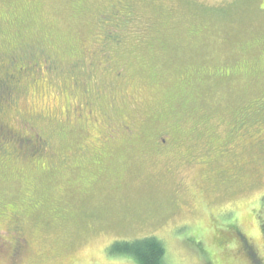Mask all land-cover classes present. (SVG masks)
I'll use <instances>...</instances> for the list:
<instances>
[{"label":"rangeland","instance_id":"374dc122","mask_svg":"<svg viewBox=\"0 0 264 264\" xmlns=\"http://www.w3.org/2000/svg\"><path fill=\"white\" fill-rule=\"evenodd\" d=\"M127 1L119 16L130 12L134 22L121 36L123 49L112 50L128 68L125 82L108 91L103 74L88 83L114 102L125 97L110 113L136 121L145 135L133 147L111 150L106 169L100 162L87 172L40 169L24 155L8 160L11 146L0 139V239L9 240L14 217L25 234L17 257L0 242V264H139L118 253L119 245L149 237L163 244L165 264H249L232 238L226 250L213 245V230L230 236L231 227L264 264V0ZM115 2L0 0V52L40 43L61 66L94 60L97 75L99 16ZM131 38L155 48L135 60L126 49ZM36 78L23 79L16 111L0 117L11 128L30 117L52 140L58 167L61 155L75 154L86 139L75 117L88 116L94 104L88 107L65 75L40 71ZM164 134L158 162L145 142Z\"/></svg>","mask_w":264,"mask_h":264},{"label":"flooded vegetation","instance_id":"af4514ba","mask_svg":"<svg viewBox=\"0 0 264 264\" xmlns=\"http://www.w3.org/2000/svg\"><path fill=\"white\" fill-rule=\"evenodd\" d=\"M127 2V0H117V2L110 6V10L107 14L99 16L103 37L100 38L102 46L100 48L101 60L99 59L98 61L102 67L97 71V75L92 71V68L95 67L94 60L87 64L81 60L69 61L66 62L64 66H61L56 57L48 52L46 47L40 43L10 44L4 52H0V114H3L5 110L12 112L16 111L23 79L27 77V81L37 82L39 81V78H36V75H38L40 71L57 77L65 75L66 83L72 84L79 93H82L87 97V106L89 107L92 104L95 105L87 110L88 116H82L80 119L87 123H81L80 120H77V116L75 117L77 128L82 126L83 131L88 132L87 137L82 142L76 144L78 149L75 154H71L70 157L64 154L61 155L60 166L58 167L52 164V160L56 158L51 149L53 148L52 140L48 137H44L43 134L36 131L35 123L30 117L25 118V116H21L18 120V126L15 125L16 128L4 125V121L0 117V139L7 141L8 146H11L10 153H6L10 157L4 155L8 160L13 157H18V155H24L23 157L28 160L27 162L35 160L38 164L41 163L40 169L44 168L45 165L50 164L49 169L51 171L61 169L62 171L84 170L87 172L89 166L92 168L100 162L106 169L108 164H110V161H106L107 159L105 158L109 156V153L110 155L112 154L111 150L114 149L115 152H118L127 147H133L134 143L137 141L140 142L145 134L135 128L136 121L127 120L120 114L110 113V109L125 102L126 98L120 97L119 101L121 102H114V97L110 98L108 96L109 92L106 93L105 91L103 92L94 89L95 87L92 88L88 83V81L96 83L103 74L108 75V83L106 86L108 91L119 88V84L125 82V72L128 71V68L126 65L120 66L118 64V61L114 59L112 55V50L123 49L122 45L125 40L122 39L121 36L126 30L128 24L134 22L130 12H125L124 15L119 16V6L124 5V7H120L122 9L125 8L127 11ZM153 48H155L154 43L150 42V40H145L144 38L132 40L131 38L126 49L131 51V56H134L136 60L137 57H143V55L146 54L142 53V51L144 52V50H146L148 53L151 52ZM97 59L98 57H96V60ZM129 64L132 70V63L130 61ZM101 85L100 83L98 84V86ZM9 93L10 95H8ZM105 101L107 102L108 107L105 108L104 111V109L100 108L99 103ZM94 113L95 117L91 116V114ZM133 114L135 115V113ZM92 120H94V123L90 122ZM77 131L83 132L82 129H77ZM167 135L168 134H164V137L159 140L154 139L148 143L145 142L146 147L149 149L148 151L156 154L158 162L160 161L159 158H162L163 156H160V154H162L164 151L163 149L166 148L167 144L164 143V140L169 137V135ZM119 141H124V147H122V144H120ZM1 149H3V147ZM67 161L69 162L67 163ZM127 161L132 163L131 160ZM196 162L200 164L205 161L203 159H197ZM71 163L73 164L69 165ZM153 163H156V161L153 160ZM66 164L69 167H65ZM167 171L170 172L169 165ZM104 172H102V177H104ZM96 175L101 178L100 174ZM197 188H199V186ZM38 206V203H34L28 206V208L33 214L38 210ZM16 219L18 218L14 217V224L10 229L13 231L9 236V240L6 236H4L5 240L0 239L1 243L10 244V247H12V255L14 257H17L20 251L23 250L22 247L25 244V234L18 223L20 221H17ZM232 229H234V227L227 230V232L231 231L232 233V235L228 236L225 233L226 231L215 228L213 230V245L221 248V250H226L224 244L226 243L229 247L232 243V238L237 255L238 252L241 251L242 253L240 252V257L248 261L249 264H261L259 260H255V253L243 235L238 231L233 234ZM260 232L264 235V227L260 226ZM223 233H225V235ZM226 259L227 258H223V263Z\"/></svg>","mask_w":264,"mask_h":264},{"label":"trees","instance_id":"16d2710c","mask_svg":"<svg viewBox=\"0 0 264 264\" xmlns=\"http://www.w3.org/2000/svg\"><path fill=\"white\" fill-rule=\"evenodd\" d=\"M164 252L163 244L155 237L124 242L119 245L118 250V253H128L134 256L139 264H165Z\"/></svg>","mask_w":264,"mask_h":264}]
</instances>
